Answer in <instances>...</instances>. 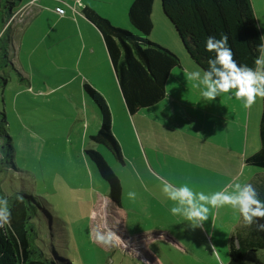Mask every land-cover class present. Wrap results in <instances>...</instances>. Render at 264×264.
<instances>
[{
  "label": "rangeland",
  "instance_id": "1",
  "mask_svg": "<svg viewBox=\"0 0 264 264\" xmlns=\"http://www.w3.org/2000/svg\"><path fill=\"white\" fill-rule=\"evenodd\" d=\"M73 1L21 0L20 12L13 15L9 49L13 66L1 71L7 82L0 87V111L6 118L15 167L0 173L2 190L32 197L37 210L36 243L55 264H226L229 240L242 221L239 213L229 206L210 208L204 227L193 229L190 222L171 213L174 204L163 194L158 177L205 194L220 191L234 180L249 179L246 183L253 184L258 177L251 175L246 163L237 174L240 159L230 154L217 159L207 145L193 153L180 148L177 157L167 159L162 167L147 163L142 152L143 114L141 110L128 113L103 41L91 30L94 36L84 30L82 41L75 27L81 5H70ZM250 1L264 44V2ZM131 2L107 0L96 3V8L106 5L108 15L122 24L120 16ZM151 18L150 40L176 41L184 49L161 0H154ZM115 26L141 35L130 24V28ZM84 82L100 92L109 106L111 131L123 161L90 139L100 127L101 115ZM254 105L240 113L249 120L244 136L247 153L252 145L260 146L262 98ZM5 139L0 137V146ZM238 140L239 134L230 146H239ZM89 148L100 152L118 176L122 187L118 203L109 198L108 182L86 154ZM129 192L136 193L135 199L128 197ZM108 229L120 240L112 246L96 243L95 231ZM245 261L264 264V250L248 251Z\"/></svg>",
  "mask_w": 264,
  "mask_h": 264
},
{
  "label": "trees",
  "instance_id": "2",
  "mask_svg": "<svg viewBox=\"0 0 264 264\" xmlns=\"http://www.w3.org/2000/svg\"><path fill=\"white\" fill-rule=\"evenodd\" d=\"M21 0H0V87L7 79L1 71L13 66L9 56L12 42V19ZM264 2V0H263ZM154 0H132L127 10L130 25L141 35L113 25L88 5L82 7L85 19L100 32L119 86L123 103L130 114L151 106L165 95V82L170 70L180 65L179 56L165 46L148 38L153 29L151 18ZM60 8V7H59ZM165 16L174 26L188 56L206 71L209 59L215 53L206 51L209 36L220 39L228 36V45L239 65L255 68L262 43L256 17L250 0H161ZM84 90L100 110L101 124L90 139L104 145L123 161L118 141L113 135L112 116L105 98L88 83ZM6 118L0 111V137L6 139L0 146V173L15 167L11 137L5 132ZM259 148L245 158V163L264 170V98L259 120ZM86 154L96 165L99 174L109 185V198L118 203L122 187L100 152L89 148ZM259 199L264 201V171L258 175ZM0 197L8 200L11 211L10 226L0 227V264H55L37 245L38 232L32 197L23 193L7 195L0 185ZM22 197V200L18 199ZM264 223V220L260 221ZM235 237L229 240V260L226 264H247L248 251L264 250V232L255 226L245 227L241 222Z\"/></svg>",
  "mask_w": 264,
  "mask_h": 264
},
{
  "label": "crops",
  "instance_id": "3",
  "mask_svg": "<svg viewBox=\"0 0 264 264\" xmlns=\"http://www.w3.org/2000/svg\"><path fill=\"white\" fill-rule=\"evenodd\" d=\"M32 1L33 0H30V2ZM106 1L107 0H74L72 3L69 2L72 6L75 2L81 5L79 14H75V27L80 37H84L82 38L83 42H85L84 39L86 38L84 30L87 34L94 36L90 32L91 30L99 42L101 39L100 33L97 31L96 27L88 22L82 14V7L85 5L93 8L111 23L130 28L126 12L120 16L122 24H117L116 19L108 15L109 10H107L106 5L101 4L99 6L100 9L96 8V3L106 4ZM107 4L109 3L107 2ZM18 8L15 12H20V8ZM71 9L74 11L73 7ZM12 20H14V17ZM161 45L179 56L180 65L170 70L165 82L164 97L151 106L139 109L143 114L141 118L145 120L142 130L145 140V142L142 143V152L145 155L147 163L153 164L156 167H162L166 164L167 159H174L175 156L177 157V151L180 148L186 150L191 149L193 153L194 150L198 151L202 149L204 145H207L214 150L217 159L226 158L229 154L237 160L240 159L242 164L236 172L238 174L243 167V163L245 165V158L259 148V145H252L253 150H249V153L246 152L247 143L244 140V136L247 137L249 120L247 121V116L244 118L243 114L240 115L242 108L244 109L242 101L235 99L234 96H230L229 94L221 95L211 102L203 100L200 89L195 88L193 86L194 82L186 78L187 73L193 71H199L201 75H203L201 67L187 56L188 54L176 41H171L170 44L162 42ZM91 50H94L92 46ZM213 110L215 112H220L221 116H215L212 112ZM239 128L242 131H240ZM238 134L239 140L237 143L240 145L230 146L233 142V138ZM206 155L207 153L205 157ZM248 166H250L248 167V171H250L251 175L254 177H258V175H261L263 172L258 170L261 168L253 165ZM247 181H249V179L244 183ZM252 185L259 194V185L257 183H253Z\"/></svg>",
  "mask_w": 264,
  "mask_h": 264
},
{
  "label": "clouds",
  "instance_id": "4",
  "mask_svg": "<svg viewBox=\"0 0 264 264\" xmlns=\"http://www.w3.org/2000/svg\"><path fill=\"white\" fill-rule=\"evenodd\" d=\"M206 51L215 53V58L208 61V69L203 75L199 71H193L187 73L186 77L194 82L195 88L200 89L203 100L211 102L221 95L229 94L242 101L245 109H250L257 98H264V44L258 47L260 55L254 61L255 68L236 62L226 34H222L220 39L209 36ZM158 179L162 183L163 194L174 204L170 209L171 213L190 222L193 229L204 227L209 219L210 208L229 206L239 213L243 226H255L257 231L264 232V223L260 222L264 220V201L259 199L258 191L251 183L234 180L220 191L205 194L193 191L187 184L177 186L163 177ZM128 197L135 199L136 193L129 192ZM18 199L22 200V197ZM10 224L8 200L0 197V227ZM94 239L101 246H112L120 240L111 229L96 230Z\"/></svg>",
  "mask_w": 264,
  "mask_h": 264
},
{
  "label": "built area",
  "instance_id": "5",
  "mask_svg": "<svg viewBox=\"0 0 264 264\" xmlns=\"http://www.w3.org/2000/svg\"><path fill=\"white\" fill-rule=\"evenodd\" d=\"M57 11H58L59 13H61V14L64 12V10H63L62 8H59V7L57 8Z\"/></svg>",
  "mask_w": 264,
  "mask_h": 264
}]
</instances>
